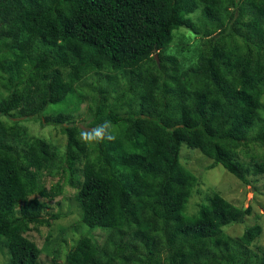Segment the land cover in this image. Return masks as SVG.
<instances>
[{"label":"trees","instance_id":"obj_1","mask_svg":"<svg viewBox=\"0 0 264 264\" xmlns=\"http://www.w3.org/2000/svg\"><path fill=\"white\" fill-rule=\"evenodd\" d=\"M181 28L201 34L185 68L168 52ZM217 33L240 43L229 49ZM1 74L9 264H43L44 249L26 234L61 216L48 208L65 185L76 189L84 232L52 248L53 260L64 255L59 264H264L258 222L238 236L226 231L251 205L210 191L185 214L197 177L179 154L184 143L244 183L264 173L261 159L238 158L250 144L264 147V0H0ZM83 81L92 115L80 123ZM24 120L57 128L63 149L30 135ZM105 120L114 140L78 139Z\"/></svg>","mask_w":264,"mask_h":264},{"label":"rangeland","instance_id":"obj_2","mask_svg":"<svg viewBox=\"0 0 264 264\" xmlns=\"http://www.w3.org/2000/svg\"><path fill=\"white\" fill-rule=\"evenodd\" d=\"M197 13L198 12L194 13L192 17H195ZM200 36V33L194 34L187 29L181 28L171 42L168 52L178 56L183 68L187 67L195 60L199 48ZM216 36H218V40L229 49H236L240 43L237 37H229L224 34L219 35V33H217ZM1 78L2 74L0 75V79ZM90 80H93V77H90ZM87 85L89 88H92V85H89L88 81L80 83L78 90L84 93L85 99L73 113V118L80 123H84L92 115L91 112L88 111L90 101L87 100V94L90 90ZM78 90L76 89L75 91L78 92ZM5 93H7V91L0 85V97L5 95ZM21 124L26 126L30 135L44 137L63 149L65 137L57 128L53 126H42L39 121L34 120H24ZM179 154L180 162L197 177V184L186 205L185 214L190 215L194 213L199 207L198 203L202 201V199L204 201L203 197L210 191L218 192L224 198L238 206L251 205V215L246 216L243 223L228 226L226 231L231 235L238 236L244 231L246 226L258 222L262 231L255 243L259 246H264V173L249 175L248 179L250 183H244L234 177L220 164L210 167L212 163L210 158L203 155L199 150L188 147L184 143L180 145ZM252 155L253 157L250 158ZM238 158L244 163L248 162L250 159L253 161L254 158L255 161L261 162V159L264 162V147H254V145L250 144L242 148ZM56 180L57 178H54L51 180V183ZM49 184V179H47L46 186L48 187ZM75 191L76 189L74 187L65 185L63 193L50 201V207L48 208V211L60 213L61 216L58 219L51 220L49 226H39L38 229L30 230L26 234L30 239L35 241L39 247L44 249L40 257L43 264L61 263L64 255L58 256L53 260L54 257L51 253L52 248L56 245L57 247H69L73 239L75 240L84 232V227L79 222L80 207L74 197ZM48 234H50L49 237H47ZM91 234L96 241H102L105 232L100 229H94ZM0 264H9L8 255L1 241Z\"/></svg>","mask_w":264,"mask_h":264},{"label":"clouds","instance_id":"obj_3","mask_svg":"<svg viewBox=\"0 0 264 264\" xmlns=\"http://www.w3.org/2000/svg\"><path fill=\"white\" fill-rule=\"evenodd\" d=\"M78 139L84 144H99L105 140H114L112 122L105 120L91 129L82 128Z\"/></svg>","mask_w":264,"mask_h":264},{"label":"water","instance_id":"obj_4","mask_svg":"<svg viewBox=\"0 0 264 264\" xmlns=\"http://www.w3.org/2000/svg\"><path fill=\"white\" fill-rule=\"evenodd\" d=\"M154 57L157 59V62H158V58H157V55L155 54Z\"/></svg>","mask_w":264,"mask_h":264}]
</instances>
